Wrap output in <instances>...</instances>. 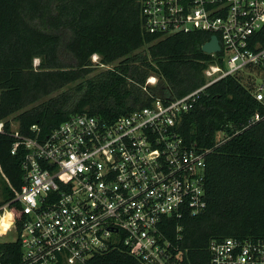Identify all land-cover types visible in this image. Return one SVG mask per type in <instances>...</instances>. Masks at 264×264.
<instances>
[{"label":"built area","instance_id":"obj_1","mask_svg":"<svg viewBox=\"0 0 264 264\" xmlns=\"http://www.w3.org/2000/svg\"><path fill=\"white\" fill-rule=\"evenodd\" d=\"M140 1L151 35L218 37L206 84L183 97H156L111 122L74 115L46 137L38 125L26 136L12 117L0 120V133L9 123L16 139L12 153L24 152L21 190L0 204V264H113L103 258L115 250L133 259L121 264H184L182 220L207 208L210 149L188 147L180 126L201 94L228 76H251L252 93L264 102L263 76L253 70L264 67V0ZM156 83L150 77L146 85ZM209 250L211 264H264V241L227 237Z\"/></svg>","mask_w":264,"mask_h":264},{"label":"trees","instance_id":"obj_2","mask_svg":"<svg viewBox=\"0 0 264 264\" xmlns=\"http://www.w3.org/2000/svg\"><path fill=\"white\" fill-rule=\"evenodd\" d=\"M210 38L147 33L140 0H0V120L14 117L26 136L38 125L46 137L74 115L111 122L156 97H183L207 82L212 56L201 47ZM95 54L107 68L96 72ZM253 70L264 77V67ZM150 77L155 85H146ZM251 78L228 76L209 86L180 126L188 147L210 149L207 208L182 220L184 264H211L213 240L264 241V102L252 93ZM256 114L261 119L251 124ZM6 129L0 133L6 179L0 204L23 183L24 152L12 153L16 139L9 123ZM221 132L225 141L218 144ZM13 209L20 227L21 212ZM129 260L120 250L103 258Z\"/></svg>","mask_w":264,"mask_h":264},{"label":"rangeland","instance_id":"obj_3","mask_svg":"<svg viewBox=\"0 0 264 264\" xmlns=\"http://www.w3.org/2000/svg\"><path fill=\"white\" fill-rule=\"evenodd\" d=\"M39 62H40L39 59H36L34 64L37 66V65H39ZM92 62L95 64L96 72H99L101 69L107 68L105 66L101 67L100 65H97L96 64L97 62L94 61L93 57H92ZM263 79H264L263 77L258 78V82L259 83L263 82ZM156 82H157V78H156ZM12 120H13V123H14L15 126H19L18 122L15 120L14 117H12ZM221 136H222V134L219 133V137H221ZM5 186H6V179L3 176L2 170L0 169V202L3 200V197H4V194L2 195V193L4 192ZM3 239H5V240H13L14 239V235H7V236L3 237Z\"/></svg>","mask_w":264,"mask_h":264},{"label":"water","instance_id":"obj_4","mask_svg":"<svg viewBox=\"0 0 264 264\" xmlns=\"http://www.w3.org/2000/svg\"><path fill=\"white\" fill-rule=\"evenodd\" d=\"M201 49L204 53L207 54L219 52L221 50V46L218 37L212 36L208 42L202 45Z\"/></svg>","mask_w":264,"mask_h":264}]
</instances>
